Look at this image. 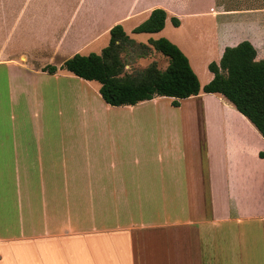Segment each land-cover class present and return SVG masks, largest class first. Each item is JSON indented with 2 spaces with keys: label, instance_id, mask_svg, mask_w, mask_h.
<instances>
[{
  "label": "crops",
  "instance_id": "1",
  "mask_svg": "<svg viewBox=\"0 0 264 264\" xmlns=\"http://www.w3.org/2000/svg\"><path fill=\"white\" fill-rule=\"evenodd\" d=\"M12 1L0 40V264H264V136L203 89L228 46L248 40L264 59V7ZM156 8L164 29L134 32ZM117 24L136 41L176 43L201 92L114 106L100 82L62 68L101 53Z\"/></svg>",
  "mask_w": 264,
  "mask_h": 264
},
{
  "label": "trees",
  "instance_id": "2",
  "mask_svg": "<svg viewBox=\"0 0 264 264\" xmlns=\"http://www.w3.org/2000/svg\"><path fill=\"white\" fill-rule=\"evenodd\" d=\"M167 18L165 9L156 8L134 32H160ZM173 23L178 26L180 20L173 17ZM128 42L135 43V40L122 24H117L111 30L109 45L101 53H77L67 59L62 68L87 80L100 82L102 97L114 106L135 105L156 96L175 97L174 105L178 106L179 99L201 92L200 78L189 57L167 37L149 40L158 52L169 58L166 69L153 62L139 75L124 74L125 63L120 51L122 44ZM256 55L255 46L248 40L226 47L221 61L209 64L214 78L203 89L224 94L264 136V59L257 60ZM46 68L51 73L58 69L56 66ZM261 155L264 156V152Z\"/></svg>",
  "mask_w": 264,
  "mask_h": 264
},
{
  "label": "rangeland",
  "instance_id": "3",
  "mask_svg": "<svg viewBox=\"0 0 264 264\" xmlns=\"http://www.w3.org/2000/svg\"><path fill=\"white\" fill-rule=\"evenodd\" d=\"M219 2L230 10L237 8H250L253 6L264 7V0H219ZM18 7L19 5L14 4L12 0H6L5 2L0 0V14H2L0 16V40L3 39L2 41H4V39L6 38L8 40L9 37L5 38V35L3 34L5 32L11 31L12 19ZM148 42L145 43L135 40V43L128 42L122 44L120 55L125 63L124 74L132 73L139 75L153 62L158 63L159 66L162 67L167 64L169 58L158 52ZM143 44H146V46H144ZM2 46L3 45L0 44V50L2 49ZM0 57H3L1 51Z\"/></svg>",
  "mask_w": 264,
  "mask_h": 264
}]
</instances>
